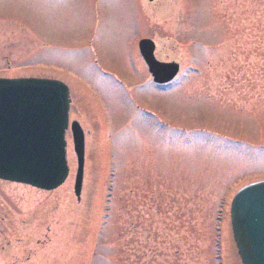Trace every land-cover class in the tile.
Masks as SVG:
<instances>
[{
	"label": "rangeland",
	"instance_id": "obj_1",
	"mask_svg": "<svg viewBox=\"0 0 264 264\" xmlns=\"http://www.w3.org/2000/svg\"><path fill=\"white\" fill-rule=\"evenodd\" d=\"M141 39L173 81L151 83ZM32 77L69 89L82 191L69 131L59 188L0 181V264H240L229 204L264 181V0H0V78Z\"/></svg>",
	"mask_w": 264,
	"mask_h": 264
},
{
	"label": "water",
	"instance_id": "obj_2",
	"mask_svg": "<svg viewBox=\"0 0 264 264\" xmlns=\"http://www.w3.org/2000/svg\"><path fill=\"white\" fill-rule=\"evenodd\" d=\"M156 84L171 81L175 63L154 59L148 40L138 44ZM69 93L59 81L0 79V180L52 191L68 175L65 135ZM76 160L73 194L79 201L83 182L85 134L76 121L69 125ZM233 241L241 264H264V181L241 188L229 210Z\"/></svg>",
	"mask_w": 264,
	"mask_h": 264
},
{
	"label": "flooded vegetation",
	"instance_id": "obj_3",
	"mask_svg": "<svg viewBox=\"0 0 264 264\" xmlns=\"http://www.w3.org/2000/svg\"><path fill=\"white\" fill-rule=\"evenodd\" d=\"M148 1H149V0H148ZM151 1H152V0H151ZM149 2H150V1H149ZM154 57L157 58L156 55H155V49H154Z\"/></svg>",
	"mask_w": 264,
	"mask_h": 264
}]
</instances>
